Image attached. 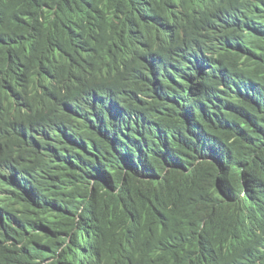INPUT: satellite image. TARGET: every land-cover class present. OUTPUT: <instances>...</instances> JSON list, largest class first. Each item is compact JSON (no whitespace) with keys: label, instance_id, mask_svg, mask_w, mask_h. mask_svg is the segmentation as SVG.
<instances>
[{"label":"trees","instance_id":"16d2710c","mask_svg":"<svg viewBox=\"0 0 264 264\" xmlns=\"http://www.w3.org/2000/svg\"><path fill=\"white\" fill-rule=\"evenodd\" d=\"M12 89L0 264H264V0H0Z\"/></svg>","mask_w":264,"mask_h":264},{"label":"clouds","instance_id":"9594fccd","mask_svg":"<svg viewBox=\"0 0 264 264\" xmlns=\"http://www.w3.org/2000/svg\"><path fill=\"white\" fill-rule=\"evenodd\" d=\"M97 44L95 43L94 39L88 43L87 48H86V58H85V63L82 66L74 67L71 70H68L66 72H60L57 73V78L60 80H66V81H72L74 82L75 78L71 76V73H82L84 75V79L88 78L90 79L91 83L96 86V87H103L107 83H109L113 77H114V66L109 60L107 56H100L98 55L96 51ZM105 64L104 68H101V65ZM90 97L88 96H80L76 99L75 101V107L76 109H82L84 108L80 104H78L80 101L81 102H87L86 106H91V107H96L95 106V99L92 94H89ZM84 99V100H83ZM12 108H5L4 106H0V110L4 112H10V115L13 117L17 113V105H18V99L16 97V94L14 93L12 89ZM78 104V105H77ZM85 106V107H86ZM49 128L48 125H44L42 129L37 133V137L41 136L44 134V132ZM86 147V145L84 146ZM83 147V148H84ZM16 162V147L11 146L8 149V153H6L4 157L3 163L0 164V171L1 169H5L6 171L8 170V167H12V164ZM8 173V171H7ZM1 195V193H0Z\"/></svg>","mask_w":264,"mask_h":264},{"label":"bare ground","instance_id":"6f19581e","mask_svg":"<svg viewBox=\"0 0 264 264\" xmlns=\"http://www.w3.org/2000/svg\"><path fill=\"white\" fill-rule=\"evenodd\" d=\"M22 147V146H21ZM28 147V146H27ZM43 164V163H42Z\"/></svg>","mask_w":264,"mask_h":264}]
</instances>
